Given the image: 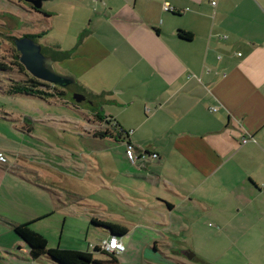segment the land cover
Returning <instances> with one entry per match:
<instances>
[{
    "label": "crops",
    "instance_id": "0c3cea01",
    "mask_svg": "<svg viewBox=\"0 0 264 264\" xmlns=\"http://www.w3.org/2000/svg\"><path fill=\"white\" fill-rule=\"evenodd\" d=\"M47 1L50 6L43 10L50 14L44 26L48 30L62 25L56 22L61 12H74L73 22L77 10L86 12L74 26L64 17L59 44L68 47L62 50L92 55L88 69L94 73L105 72L99 67L107 61V72L119 75L112 82L113 98L104 103L108 110L93 113L101 115L98 128L121 142L125 139L139 155L158 156L123 165L121 173L129 183H112L117 193L129 188L127 203L137 199L141 213L134 219L138 223L132 221L135 215L133 226L126 227V245L121 238L124 251L130 249L132 236L147 237L148 230L156 234L152 249L158 256L145 264H207L197 251L173 244L200 208L199 215L213 221L215 232L234 236L229 245L244 262L264 264V0ZM9 2L19 10L10 14L7 31H12L32 12L18 0ZM106 29L108 37L102 36ZM179 31L192 38L181 39ZM108 40L111 50L95 56L100 43ZM8 168H0V195L16 202L10 192L1 191L4 177L13 173ZM144 185L152 190L151 201L145 198ZM25 208L22 221L0 212L13 237L10 245H0V258L8 264L31 260L29 248L13 231V226L36 217L31 207ZM171 228L172 243L163 235ZM146 248L144 259L150 251Z\"/></svg>",
    "mask_w": 264,
    "mask_h": 264
},
{
    "label": "rangeland",
    "instance_id": "374dc122",
    "mask_svg": "<svg viewBox=\"0 0 264 264\" xmlns=\"http://www.w3.org/2000/svg\"><path fill=\"white\" fill-rule=\"evenodd\" d=\"M1 1L3 7L0 6V63L7 68L0 69V152L6 160L5 163H0V168L13 167V173L4 177L1 191L10 192L16 202L0 195V212L4 216H12L11 219L22 221L27 216L25 207H31L36 217H29L32 220L28 227L43 236L49 248L90 252L96 259H106L105 255L93 252L92 247L98 245L108 233L91 220L115 219L130 230L133 226L131 217L136 215L132 220L134 222V219L139 220L137 215L141 214L138 211L139 205L135 203L137 199L127 203L131 198L129 188H125L122 193H117L112 188L114 180L118 181L117 184L121 180L122 184L129 183L124 182L121 173L123 167H126L123 165L132 164L126 156V140L121 142L112 132L110 136L96 135L95 126L99 120L93 113H101L103 108L108 110V105L104 103L113 98L112 82L118 80L119 75L107 72V61L99 67L105 72L98 70L94 73L88 69L92 63V55H85L81 50H71L67 53L62 50L68 47L59 44L61 29L66 26L64 17L73 22L74 12H61L62 15H58L56 22L62 25L54 31L44 27L47 19L42 15H34L33 11L29 13L27 20L24 19L26 23L16 30L7 31L8 22L12 18L10 14H16L19 10L9 0ZM49 6L50 3L46 1L42 9ZM163 10L172 12L171 8ZM77 12L73 26L77 19L86 15L83 9ZM107 33L108 29L102 36L108 37ZM27 34L36 36L35 42L41 51L43 49L42 54L47 53L46 49L51 50V55H43L52 56L53 68L58 74L75 78V84L58 88L61 90V96L59 94L53 98L41 99L8 93L11 84L28 79L16 64L17 51L9 37L22 38ZM82 36H85V33H82ZM109 42L112 40L101 42V49L93 54H107L111 50ZM42 89L53 91L51 87ZM74 94L85 96L90 103L76 104L72 99ZM115 128L119 133V128ZM104 131L105 128L98 132ZM124 131L128 136L133 133L132 130ZM133 153L139 155L135 150ZM141 154L144 155L143 152ZM123 155L126 161L123 160ZM148 159L149 157H146L145 161ZM142 191L147 194L145 198H150L151 201V188L144 185ZM149 212L154 213L155 210L149 209ZM200 212V208L193 212V217L185 224L186 228L182 231L184 233L176 237L175 242V236L171 235L172 228L171 231L163 233L166 242H173L175 248L184 247L190 252L197 251L198 255L207 258V264H249L250 262H244L243 256L229 245L236 240L234 236L215 232L213 221L204 220L199 215ZM136 223L138 222H134V225ZM146 233L149 234L147 237L137 234L132 236L130 249L116 256L118 264H145L144 261L157 258L158 253L152 249L156 234L149 233L148 230ZM12 238L8 225L0 221V245H10ZM127 240L128 237L123 236L125 245ZM158 240L163 241L162 238ZM144 243L151 244L146 248ZM144 248H150L145 254L146 259L144 254H141ZM2 256L5 257L4 254ZM21 256L24 257L23 254ZM246 256L251 258L252 254L247 253ZM30 261L27 260L24 264H57L47 256ZM0 264L8 263L0 258Z\"/></svg>",
    "mask_w": 264,
    "mask_h": 264
},
{
    "label": "trees",
    "instance_id": "16d2710c",
    "mask_svg": "<svg viewBox=\"0 0 264 264\" xmlns=\"http://www.w3.org/2000/svg\"><path fill=\"white\" fill-rule=\"evenodd\" d=\"M18 2L20 5L24 4L25 6H27L31 11H33L35 13H39L45 19L48 18L50 15L49 13L45 12L43 9L34 10L30 4H27V3L23 2L22 0H18ZM178 36L184 40H190L192 38V35L190 33H186L183 31H179ZM24 37H29V38L33 39L34 41L36 39V36L32 35V34L24 35ZM9 38L13 42V38L12 37H9ZM46 51H47V53H43V54L49 55L51 52V50H49V49H46ZM41 52H43V49ZM15 57H16V64L19 67V70H21L25 74V76H28V79L26 81L16 82L14 84H11L9 89L7 90L8 93H10V94H23V95H27V96H35V97H38L41 99L53 98V96H56V95L58 96L59 94H60L59 96H61V90L58 89L59 87L53 86V85L48 84L46 82H42L40 80H37V79L33 78L31 75L29 76L28 75L29 73L24 69V67L18 61V58H19L18 53L15 55ZM50 57L52 58V56H50ZM6 68H7L6 65L4 66L3 64L0 63V69L6 70ZM43 87L44 88L49 87V89L51 87V89L53 91H51V92L45 91L42 89ZM72 99H73V97H72ZM76 104H79V103H76ZM96 118L99 121H101V115L100 114H97ZM89 122L93 123L92 120H89ZM95 128L97 130L96 135H98V136L105 135L106 132H103V133L98 132V131H101L98 128V126H95ZM98 133H101V134H98ZM121 133H122V131L120 130V132L118 134H120V136H122ZM145 154H147V153H145ZM30 222H26L23 224L13 226V231L29 248V252H28L29 254L28 255L32 261L40 258L41 256H47L51 260L55 261L57 264H118L116 254L107 253L105 251H99L97 248H94L93 252H99V253L105 255L106 259H103V260L96 259V258H94L93 253H90V252H82V251H77V250H66V249H59V248H49L47 246L46 239L28 227ZM91 222L93 224H95L96 226L105 228L107 231H109V234H110L109 236H116L118 238H122V236L126 235L128 232V230L125 226H122L119 224L98 221L95 219H92Z\"/></svg>",
    "mask_w": 264,
    "mask_h": 264
},
{
    "label": "water",
    "instance_id": "95a60500",
    "mask_svg": "<svg viewBox=\"0 0 264 264\" xmlns=\"http://www.w3.org/2000/svg\"><path fill=\"white\" fill-rule=\"evenodd\" d=\"M22 1L30 4L34 10H40L47 0ZM13 44L19 55V63L33 78L60 88L75 84V79L62 76L54 70L51 57L43 55L40 46L33 39L29 37L15 38ZM72 97L76 103L85 99L81 94H74Z\"/></svg>",
    "mask_w": 264,
    "mask_h": 264
},
{
    "label": "built area",
    "instance_id": "2783aa9c",
    "mask_svg": "<svg viewBox=\"0 0 264 264\" xmlns=\"http://www.w3.org/2000/svg\"><path fill=\"white\" fill-rule=\"evenodd\" d=\"M212 5H214V2H211ZM165 10L169 9V7H164ZM128 135V134H127ZM134 147L132 144L127 143L126 145V156L127 159L131 162L134 163L136 160H139L143 163H146L145 158L149 157L153 160L157 159V155L156 154H151L148 155L144 153V155L140 154L138 156L134 155ZM0 161L4 162L5 158L0 154ZM262 188L264 189V185L262 186ZM96 246V247H95ZM92 247V250L94 248H97L99 251H105L107 253H111V254H120L124 252V245L121 241V238H118L116 236H109L108 238L102 240L98 245H95Z\"/></svg>",
    "mask_w": 264,
    "mask_h": 264
},
{
    "label": "flooded vegetation",
    "instance_id": "af4514ba",
    "mask_svg": "<svg viewBox=\"0 0 264 264\" xmlns=\"http://www.w3.org/2000/svg\"><path fill=\"white\" fill-rule=\"evenodd\" d=\"M80 103H86L87 104V103H90V101L85 97V99L82 102H80Z\"/></svg>",
    "mask_w": 264,
    "mask_h": 264
}]
</instances>
